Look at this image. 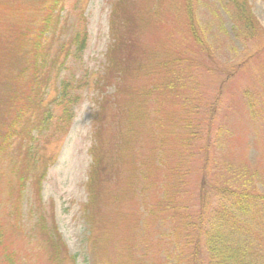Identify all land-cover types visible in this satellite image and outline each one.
Masks as SVG:
<instances>
[{
	"label": "rangeland",
	"instance_id": "obj_1",
	"mask_svg": "<svg viewBox=\"0 0 264 264\" xmlns=\"http://www.w3.org/2000/svg\"><path fill=\"white\" fill-rule=\"evenodd\" d=\"M19 1L31 22L37 0ZM244 2L254 26L239 20ZM74 3L67 0L65 10L82 12L86 45L61 75L81 77L80 97L64 132L40 142L41 153L53 159L39 188L26 181L17 219L9 214L6 185L14 174L3 165L6 251L14 264H209L205 238L194 237L185 214L196 223L209 193L204 228L217 207L209 192L215 184L264 193V0H80L75 10ZM114 6L122 7L113 29ZM109 56L116 67L106 65ZM94 139L89 221L84 205ZM44 163L30 166L29 175ZM40 224L60 235L61 258H50ZM251 227L223 239L224 249L244 246L245 261L264 264V232ZM228 257L217 259L231 264Z\"/></svg>",
	"mask_w": 264,
	"mask_h": 264
},
{
	"label": "trees",
	"instance_id": "obj_2",
	"mask_svg": "<svg viewBox=\"0 0 264 264\" xmlns=\"http://www.w3.org/2000/svg\"><path fill=\"white\" fill-rule=\"evenodd\" d=\"M120 1L124 3V0H117V3ZM66 2L67 0H37L31 6L32 14L28 16L32 17V21L29 22L25 19L26 3L19 0H0V41L3 45L0 48V85L4 87L0 92V98L5 105L0 111V186L3 185L2 179L6 176L3 165L9 163L8 171L14 175H9L6 185L10 189L9 214L14 219L21 214L26 181L30 178L35 180L39 188L49 165L47 162L50 163L49 161L53 159V156L47 157L41 153L43 145L40 142L43 140L46 143L55 134L64 132L74 116L73 107L80 97L83 83L81 77L73 73L64 76L61 72L67 68L68 59L76 61L83 53L86 30L81 31L79 27L78 20L83 18L82 12L65 10ZM79 2L80 0H75L72 6L74 10L79 9ZM120 7L116 9L114 6L112 10V17H115L112 21L113 29ZM72 14L78 17L77 19L74 17L73 25L68 21ZM237 15L245 25L254 26L251 12L245 7V2L239 6ZM7 28L12 30V35H9ZM114 33L117 35L116 31ZM113 47L114 45L111 46L112 52ZM106 65L109 68L116 67L112 56L106 59ZM52 93L54 94L51 97ZM98 130L99 128L95 136ZM99 135L100 132L96 138L98 140ZM96 139L91 145L92 165L89 169L88 197L84 205L89 221L93 217L91 205L94 201L92 195L94 190L89 184L95 178L98 160L95 156V149L99 147ZM13 150H16L14 158L11 157ZM39 160L45 162L46 166L40 172L37 170L32 173L33 176L29 175V167L31 166V170L36 169ZM19 163L22 168H17L16 165ZM203 167H206V162ZM202 186L207 187L206 183H202ZM247 189L252 190L251 187ZM226 191L227 194L224 195L223 192ZM209 192L216 196L218 203L213 213L207 217L206 226L204 228L202 226L203 212L209 193L198 221L193 222L194 214L186 213L184 223L186 227L191 225L195 229V238L204 236L208 251L212 255L208 263L224 264L217 258L228 253L227 260L231 264H255L244 260L245 252L249 251L246 247L231 246L224 249L223 239L233 237L243 228L246 230L249 227L250 230L253 224L258 225L264 232V225L261 227L258 224V220L264 224V216L261 215L264 213V193L228 190L216 184L211 186ZM172 208L179 210L181 207L174 203ZM39 231L45 234L49 242L50 258L55 260L61 258L66 246L54 227L47 228L40 224ZM4 244L0 225V256L4 258L6 264H14L12 253L6 251Z\"/></svg>",
	"mask_w": 264,
	"mask_h": 264
}]
</instances>
